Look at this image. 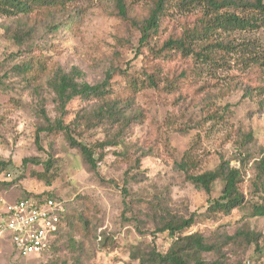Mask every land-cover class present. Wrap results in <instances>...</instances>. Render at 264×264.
Instances as JSON below:
<instances>
[{
	"label": "rangeland",
	"instance_id": "obj_1",
	"mask_svg": "<svg viewBox=\"0 0 264 264\" xmlns=\"http://www.w3.org/2000/svg\"><path fill=\"white\" fill-rule=\"evenodd\" d=\"M136 2L134 11L142 13L147 0ZM74 9L53 31L33 26L35 19L0 17V215L27 193H52L66 201L73 214V223L41 256H20L9 240L0 239V264H142L138 256L145 251L165 252L173 242L157 229L161 221L191 215L195 223L187 233H202L221 246L220 254H205L207 260L264 264V216H251L252 203L264 202L252 185L256 162L264 154V101L260 104L246 93L248 85L261 81L260 69H252L247 55H264V31L235 34L232 50L221 49V61L201 69L178 53L166 59L151 53L152 46L179 33L195 16L171 9L151 45H141V35L129 32L118 17L115 0H80ZM30 28L33 35L23 32L25 39L15 38L19 30ZM29 60L45 66L36 84L22 68ZM154 64L162 77L159 87L142 88L135 95L128 109L130 126L119 143L97 148L105 157L96 171L63 134L44 131L37 142V130L46 124L41 108L52 120L60 116L50 82L57 69L77 67L92 84L113 70L114 95H126L124 73L138 75ZM175 78L178 83L170 86ZM93 108L75 98L65 121L84 117ZM216 108L224 119L206 120ZM116 132L95 120L78 127L77 137L94 145L110 141ZM186 150L199 155L200 171L215 169L221 156L233 166L243 165L240 188L246 205L230 214H208L209 197L218 198L224 182L217 180L209 196L187 181L176 165ZM26 157L41 162L24 165ZM82 212L89 225L80 220ZM242 230L255 232L261 248L242 236L230 239Z\"/></svg>",
	"mask_w": 264,
	"mask_h": 264
},
{
	"label": "trees",
	"instance_id": "obj_2",
	"mask_svg": "<svg viewBox=\"0 0 264 264\" xmlns=\"http://www.w3.org/2000/svg\"><path fill=\"white\" fill-rule=\"evenodd\" d=\"M79 1L0 0V17L35 19L33 26L36 25L35 27H37L42 24L53 31L61 26L60 18L62 16L71 17L72 11L78 6ZM136 3V0H115L118 17L125 22L129 32L141 35L139 40L141 45H151L153 39L159 34L160 28L165 23L171 9L176 8L187 16H195L192 22L183 24L179 33L172 34L158 47L152 46L151 53L156 58L161 59L175 56V53H178L181 57L192 58L196 67L200 64L201 69L211 68L219 63L221 61L219 55L221 49L232 50L233 46L231 45L235 44V34L264 31V0H147V7L142 9V13L134 11L133 6ZM23 32L29 36L33 35V29L30 28L27 31L19 30L15 34V38L18 40L24 38L25 34ZM248 50L250 51V49ZM247 56L248 59L253 60L252 64L250 63L253 66L252 69H260L258 71L261 72V81L255 85H248L246 93L252 100L262 104L264 101V55L257 52ZM41 65L39 61L33 63L32 60L22 65L24 72L30 73V78L34 84H36L38 78L43 76L41 72L45 69V66ZM144 68V71H141L138 75L124 73L128 80V93L126 95H114L110 81L113 70L108 71L102 82L92 84L83 79V74L77 67H73L69 71L61 68L57 69L50 82L55 93L56 108L60 116L52 120L46 109L41 108V115L46 124L38 128L37 142L40 141V133L44 131L50 134H63L68 145L81 153L88 168L96 171L99 161H102L105 157L102 151L98 154L97 148L104 149L108 145L119 143L123 131L130 126L132 119L131 115L128 114V109L132 107L135 95L142 88H157L161 83L160 69L156 67V64ZM147 68L151 69L148 70ZM186 74L187 69L181 73L182 76ZM178 80L175 78L172 83L170 82V86L178 83ZM78 97L88 104H92L94 108L92 111L84 113V117L76 116L74 121L67 123L65 121L67 106ZM223 115L224 113L216 108L208 115L206 120H223ZM95 120L108 124L112 128H117L115 133L117 135H114L110 141H103L94 145L78 139L77 128L84 124L89 125ZM40 162L35 157L23 159L24 165H38ZM0 164L4 163L0 162ZM176 165L187 181L205 190L209 196L217 180L224 182L222 194L216 199L209 197L208 214H230L233 210L241 209L246 205V195L240 188L245 179L241 167L243 165L240 167L233 166L230 160H226L221 156V162L215 169L200 171L201 159L192 150H186ZM49 166V164H46V169ZM255 169L257 172L252 181L253 191L255 194H261L264 200V154L257 160ZM27 197L38 199L53 197L63 200L52 193H27L23 198ZM251 210V216H264V202L252 203ZM72 215L66 204L62 224L51 241L49 249L55 246L66 225L73 223ZM79 218L84 225H89L91 222L84 212L80 214ZM194 223L195 215L188 218L170 216L163 219L157 229L162 233H168L173 242L165 252L158 251L155 248L145 251L142 257L138 256L141 258V263L226 264V261L219 258L215 261H209L205 258V254L208 253L220 254L221 246L209 242L202 233H187V230ZM241 236L246 238L250 244L254 243L256 248H261L258 235L252 231H238L230 239Z\"/></svg>",
	"mask_w": 264,
	"mask_h": 264
},
{
	"label": "built area",
	"instance_id": "obj_3",
	"mask_svg": "<svg viewBox=\"0 0 264 264\" xmlns=\"http://www.w3.org/2000/svg\"><path fill=\"white\" fill-rule=\"evenodd\" d=\"M66 201L53 197L21 198L0 215V239L9 240L20 256H41L62 224Z\"/></svg>",
	"mask_w": 264,
	"mask_h": 264
}]
</instances>
